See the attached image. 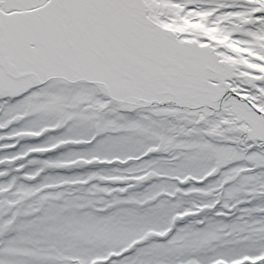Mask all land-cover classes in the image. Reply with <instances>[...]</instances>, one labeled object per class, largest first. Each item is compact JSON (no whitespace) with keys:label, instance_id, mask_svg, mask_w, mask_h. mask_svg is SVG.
<instances>
[{"label":"snow or ice","instance_id":"snow-or-ice-1","mask_svg":"<svg viewBox=\"0 0 264 264\" xmlns=\"http://www.w3.org/2000/svg\"><path fill=\"white\" fill-rule=\"evenodd\" d=\"M0 264H264V0H0Z\"/></svg>","mask_w":264,"mask_h":264}]
</instances>
